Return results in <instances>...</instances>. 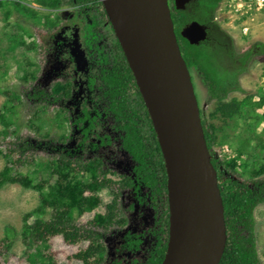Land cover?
Returning a JSON list of instances; mask_svg holds the SVG:
<instances>
[{"label": "trees", "instance_id": "obj_1", "mask_svg": "<svg viewBox=\"0 0 264 264\" xmlns=\"http://www.w3.org/2000/svg\"><path fill=\"white\" fill-rule=\"evenodd\" d=\"M34 1L53 9L65 6L80 7L82 15H86L87 11L92 9L94 19L92 18L91 23L87 25L85 35L89 54L101 67L103 95L110 98V106L114 110L116 109L119 120L125 118L129 123H136L140 131V143L131 149L134 159L139 164L136 168V181L154 189V194L159 193L163 198L168 199L164 189L161 188L167 184L165 159L140 90L138 95L142 100L141 109H138L136 114L124 112L129 106H132L129 104L132 100L131 91L137 89L138 85L113 27L103 28L106 18H109L103 2L101 0ZM222 2L223 0H200V2L191 5L187 11L176 9L173 18L176 17V23L180 29L192 21H199L210 27H219L209 30V38L200 45H191L181 36L179 43L192 76L194 73L200 75L207 83L208 93L205 104L213 103L216 108L211 116L204 111L202 105L201 115L207 143L214 156L213 164L218 172L219 186L225 204L228 244L221 264H261L257 250L254 215L256 208L264 204V178H258L264 175V165L258 171H251L253 180L249 183L241 182L233 174L237 170V158L241 160L245 154L249 160L253 159L252 141L259 138L257 130L264 122V114L256 115V111L264 107V94L259 99L251 95L242 100L233 99L228 103L226 100L230 94L243 91L240 78L249 72L250 65L256 56H264V44L257 43L249 50L237 53L232 36L216 22V13ZM12 4L19 15L22 11V4L18 2H12ZM197 9L201 15L193 14V11L195 12ZM21 23L23 21L20 18L15 26L19 31H22ZM48 23L49 27L54 24L50 22V19H48ZM16 33L9 36L16 37ZM23 79L27 85L29 84L28 88L22 89L24 95L31 96L34 101L38 100L40 104L44 103L45 109L62 99L69 98L73 89L69 82L49 87L41 85L35 72L27 71ZM30 91H33L31 95ZM10 98L13 101L20 100L21 95L13 93ZM207 116L218 120L220 125L211 123ZM1 119L5 126L2 134L4 136L12 135V133L16 135V130L10 133L9 129L12 123L16 124L17 122L7 121L4 115ZM80 120H84V117ZM239 126L241 129L238 133L235 130ZM147 128L153 134V139L150 138L151 140L145 143L144 133ZM66 138L67 136L63 134L60 141L65 143ZM16 139L4 154L9 165L0 173V190L7 185L19 184L26 189L31 188L40 193V205L25 216L23 233L27 245L34 249L27 256L29 264H60V261L57 260L58 256L54 254V241L57 238H63L67 246L79 247L78 253L66 258L68 264H99L102 262L106 251L104 238L113 225L119 224L123 220L117 213L121 200L119 191L124 188V185L132 186L133 181L124 176L120 183L110 180L106 177L99 160L81 162L61 155L57 159H50L48 164L42 166L37 164L39 163L37 159L33 158L32 161H29L26 156L35 155L38 151L48 147L19 135ZM134 139L135 137L128 138L132 142H135ZM234 142L239 145L235 146ZM260 142L264 149V139L262 138ZM225 144L233 145L232 152L237 153L236 158L228 159L229 153H225L224 149L221 154L218 152L216 147ZM129 145H133V143L129 142ZM49 149L53 150L54 147ZM55 149H59V147L57 146ZM222 154L226 156L223 155L224 158H222ZM15 157L18 158L14 159ZM35 165H38V168L40 166L39 171L52 175L55 166L61 167L64 172L51 186L43 176L40 179L42 182L36 184L37 179L34 176L37 172L34 171L28 175L19 172L21 166ZM245 172L248 171L245 170ZM109 186L112 188L114 200L111 203L103 204L99 194ZM116 188L119 189L116 190ZM159 197L154 199L155 202ZM101 205L105 208L104 212L100 211ZM88 214H94L93 219L87 225H79L80 217ZM32 218H35V221L31 224ZM83 243H88V246L83 248ZM1 245L2 243H0V264H3L2 259L5 253ZM11 247L9 245L7 249ZM160 260L162 262L163 257Z\"/></svg>", "mask_w": 264, "mask_h": 264}, {"label": "rangeland", "instance_id": "obj_2", "mask_svg": "<svg viewBox=\"0 0 264 264\" xmlns=\"http://www.w3.org/2000/svg\"><path fill=\"white\" fill-rule=\"evenodd\" d=\"M12 2L22 4V11L19 15L15 11ZM80 10V7L71 6L53 9L34 0H0V173L9 165L4 154L10 144L17 140V135L48 147L38 151L35 155L26 156L29 161H32L33 158L37 159V162H39L37 164L43 166L48 164V161H51L50 159H57L61 155H65L68 159L72 158L73 156L70 155L81 142L79 141L80 136L73 133L72 119L74 113L86 109L90 112H93L95 108L101 110L103 98H101L100 90L94 87L91 93V90L88 89V79L93 76L96 78V84L103 85L100 79V67H89L92 58L89 56V49L86 48L85 29L91 23L92 18L94 19V12L90 8L84 19L79 13ZM259 13L254 12V15L250 17L248 26L251 28V32L250 39H247L242 38L237 33V28L240 26L238 18L227 12L223 14L219 13V10L217 11V23L233 37L237 53H243L257 43L264 44V13ZM193 14L201 15L198 9L195 12L193 11ZM20 18L23 21L21 23L22 31L15 27ZM48 19L54 23L52 27H49ZM252 19L255 22L252 23ZM15 33L16 37L9 36ZM27 71L35 72L39 81L48 77L46 81L50 85H63L68 81L72 82L74 85L73 98L70 100L64 99L60 103L52 104L45 109L44 103L40 104L38 100L34 101L31 96H25L22 92L24 87L28 88L29 86L23 79ZM193 76L199 104L200 106L203 105L204 111L212 116L216 108L213 103L205 104L208 93L207 83L200 75L194 73ZM240 84L243 91L230 94V97L226 100L227 103L233 99L242 100L244 97L247 98L251 95L257 99L261 98L260 96L264 94V56L258 55L255 57L252 65H250L249 72L241 76ZM13 93L21 95V99L11 100L10 95ZM32 93L33 91H30V95ZM263 114L264 107L256 111V115ZM2 115L5 116L7 121L17 122L16 124L12 123L9 129L10 133L16 130V135L14 133L8 136L2 134L5 128L1 119ZM207 119L213 124L220 125V122L216 119L209 118V116H207ZM102 120V123H104L105 120ZM101 125L103 124L98 119L95 130L99 133L102 132ZM240 129L239 126L235 131L239 133ZM98 132L92 134L91 140H95L92 141L94 143L98 141L96 140L99 137ZM63 134L67 136L65 143L60 141ZM257 135H259V138L252 141L253 159L249 160L245 154L241 160L237 158V170L234 171L233 175H236L241 182H251L253 180L251 171H258L264 165V149L261 147L260 142L262 138L264 139V122L258 128ZM66 143H68L66 145L67 150L55 149L59 144ZM233 144L235 146L239 145L236 142ZM232 146L231 144H225L217 146L216 149L220 154L224 149L225 153H229L228 159H233L237 157V153L232 152ZM51 147H54V149H49ZM76 155L80 156L79 160H87L90 157L93 158L95 152L88 148L84 152L80 150V155ZM98 155L102 156L104 168L112 170L115 169V163H118V160L112 157H120L122 162H125L120 171L133 175L135 163L126 153H123V149L118 145L114 146L113 144L110 148H105L102 153L99 152ZM223 155L222 158L226 156ZM16 158L18 157L14 159ZM125 158L128 162L125 161ZM39 169L41 168L40 166L38 168V165L21 166L19 172L28 175L35 171L37 174L35 173L36 175L33 176L37 179L36 184L42 182L40 179L43 176L50 186L56 180L58 181L60 174L64 172L59 166H55V171H52L53 175L39 171ZM245 170L248 172H245ZM115 171L118 172V170ZM262 177L264 178V175L258 178ZM111 191L110 186L100 191L99 195L103 204L111 201ZM124 195L127 204L138 203L134 191L127 189ZM39 205L40 193L34 189H26L16 184L7 185L0 190V243H2L1 246L5 253L2 259L3 264H29L27 256L34 249L27 245L23 233L25 216L37 209ZM140 205V210L136 211L134 216V219H137L139 223L143 221L142 218L146 220L152 216L148 206ZM100 211H105L103 205H101ZM93 216L94 214H88L80 217L79 225H87L93 219ZM254 216L256 219L257 250L261 264H264V204L256 208ZM44 218L47 219L48 217ZM34 221L35 218H32L30 223L32 224ZM110 242L114 251L117 252L123 245L122 236L116 235ZM9 245L12 247L7 249ZM87 246L88 243L82 244L83 248ZM54 251L60 264H68L66 258L78 253L79 247L67 246L63 238H57L54 241Z\"/></svg>", "mask_w": 264, "mask_h": 264}, {"label": "water", "instance_id": "obj_3", "mask_svg": "<svg viewBox=\"0 0 264 264\" xmlns=\"http://www.w3.org/2000/svg\"><path fill=\"white\" fill-rule=\"evenodd\" d=\"M158 134L168 171L171 237L163 264H221L228 232L192 76L168 0H102ZM191 0H175L184 10ZM191 45L204 25H186Z\"/></svg>", "mask_w": 264, "mask_h": 264}, {"label": "flooded vegetation", "instance_id": "obj_4", "mask_svg": "<svg viewBox=\"0 0 264 264\" xmlns=\"http://www.w3.org/2000/svg\"><path fill=\"white\" fill-rule=\"evenodd\" d=\"M168 1H169L172 17H173L174 12L177 9L175 0H168ZM198 2H200V0H191V2H189L186 5V8L181 11H187V9L191 7V5H193L194 3H198ZM98 3H100V1H98ZM80 15L82 18L86 16L82 14ZM173 20L175 24V30H176V34L178 37V41L180 42V36H181V32L183 28L180 29L179 26H177L176 17L173 18ZM193 22H199V21H192L191 23ZM200 24L206 27L207 39L209 38V30L219 28L218 26L210 27L207 24H203V23H200ZM218 25L220 24L218 23ZM106 27H113L114 29V26L112 24V21L110 20V17L108 19L106 18L104 22L103 28H106ZM206 40L201 41L200 44L202 42H205ZM86 45H87V38H86ZM86 48H88V46ZM91 58H92V61L89 63V67L90 68L99 67V65H97V63L93 60V57ZM47 79L48 77L43 78L41 81H39V83L44 86H48V87L51 86L50 83L48 84V82L46 81ZM100 79L102 81L101 70H100ZM69 83L73 86V89H72L71 96L69 98H65L67 100L72 99L74 95L73 94L74 85L72 82H69ZM94 87L98 88L102 94L101 98H103V101H102V106L100 107L101 110L99 111L95 108L93 112H90L86 109V110H82V111H78L74 113L73 119H72L73 133L74 135L76 134L80 136L79 141L81 142L77 148L75 147V150L72 152L70 156H73L72 158L74 160H78L81 162L83 161L90 162V161L99 160V162L103 166L106 177L117 183L121 182L123 176L129 177L133 181L132 186L129 187V186L124 185V188H122L119 191L121 200L119 203V210L117 213L119 214L120 219L122 218L123 220L121 223L119 224L117 223L113 225L110 228V231L108 232L106 237L104 238L105 244H106V251L103 256L102 262H100L99 264H159L161 262L160 259L162 257H163V260L161 264H163L166 258L167 252H168V247H169V242H170V237H171V208H170V199H169V191H168V186H169L168 171H167V184L165 185V187H161L164 189V192L166 193V197L168 199L163 198V196L159 193L154 194L153 192L154 189H152L151 187L147 185H144V183H139L136 181L137 179L136 178L137 177L136 168L139 164L134 159L133 157L134 155L131 153V149H134L137 146V144L140 143L139 141L140 131L137 128V124L134 122L129 123L127 122V120H125V118L120 119V120L118 119L119 114H117L116 109L114 110V108L110 106V98L105 97L103 95L104 86L102 84H99V85L96 84V78H94L93 76L88 79V89L91 90V93ZM139 90L140 88L138 86L137 89H133L131 91L130 97L132 100L130 101L129 104H132V106H129V108L125 109L124 110L125 113L131 112L133 114L134 113L136 114L138 109H141L142 100L140 99L138 95ZM63 100L64 99L58 101L57 103H60ZM82 117H84V120H80V118ZM98 119H100L101 124H103L101 125V128H102L101 133L95 130ZM102 119L105 120L104 123H102L103 121ZM110 122L112 123L110 124ZM94 132H98V136H99L98 139H96L98 141L95 143L92 142L95 140H91L92 134ZM144 135H145V143H147L148 140L153 139V134L151 133L149 128L145 129ZM130 137H135L134 139L135 142L128 140V138ZM129 142L133 143V145H129ZM67 144L68 143L59 144L58 147L60 150L63 149V151H65L68 149V147H66ZM113 144L114 146L118 145L120 148H122L123 153H126L129 156V158L133 160V162L135 163V167L133 168L134 169L133 175L126 174L120 171L122 166L125 164L124 161L122 162V159L120 157H112L115 160H118V163L117 164L115 163L114 170L104 168L103 159L101 158L102 156L98 155V153L99 152L102 153L105 148H110L111 146H113ZM88 148H91L92 150H94L95 155L93 158L90 157L87 160H83V159L79 160L80 156H77V155L75 156V154L80 155V150L84 152ZM211 155H212V160H213L214 156L213 154ZM125 161L128 162L127 158H125ZM115 170H118V172ZM118 189L119 188H116V190ZM127 189L132 190L136 193L137 200H138L137 204H127L126 203L124 192ZM158 196L160 197L158 201L155 202L154 199H157ZM161 198H163L162 201H161ZM113 200H114V195L111 194V201L109 203H111ZM140 204H142L143 206H148L152 214L150 219L144 220L142 218L143 221L141 223L137 222V219H134L135 212L140 210V206H141ZM141 225H143V227L140 228ZM116 235H121L123 239V245H121L120 250L117 252L114 251V249L112 248L113 246L110 242V240Z\"/></svg>", "mask_w": 264, "mask_h": 264}, {"label": "built area", "instance_id": "obj_5", "mask_svg": "<svg viewBox=\"0 0 264 264\" xmlns=\"http://www.w3.org/2000/svg\"><path fill=\"white\" fill-rule=\"evenodd\" d=\"M225 12L238 18L240 23L238 28L241 33L249 36L251 32V28L248 26L250 17L254 15V12L264 13V0H224L219 13L225 14ZM253 19L252 23L255 22Z\"/></svg>", "mask_w": 264, "mask_h": 264}, {"label": "clouds", "instance_id": "obj_6", "mask_svg": "<svg viewBox=\"0 0 264 264\" xmlns=\"http://www.w3.org/2000/svg\"><path fill=\"white\" fill-rule=\"evenodd\" d=\"M223 2H224V0H223ZM222 2V3H223ZM222 3H221V5H222ZM221 7V6H220ZM220 9V8H219ZM216 22H217V20H216ZM222 28V27H221ZM239 28H237V33H239V35L242 37V38H247V39H250V36H246V35H244V34H242L241 33V30H238ZM224 30V29H223ZM176 31V30H175ZM226 32V31H225ZM227 33V32H226ZM229 34V33H228ZM230 35V34H229ZM231 36V35H230ZM233 38V37H232ZM179 42V41H178ZM179 45H180V43H179ZM181 48V47H180ZM182 51V50H181ZM182 55H183V53H182ZM184 58V57H183ZM185 59V58H184ZM186 61V60H185ZM187 63V62H186ZM188 66V65H187ZM189 68V67H188ZM189 71H190V69H189ZM190 73H191V71H190ZM191 76H192V73H191ZM192 81H193V76H192ZM193 84H194V81H193ZM195 90H196V87H195ZM196 95H197V91H196ZM198 98V97H197ZM199 101V100H198ZM200 105V104H199ZM200 109H201V106H200ZM201 118H202V115H201ZM202 123H203V119H202ZM154 125V124H153ZM204 127V126H203ZM156 131V130H155ZM157 133V132H156ZM158 135V134H157ZM160 146H161V144H160ZM210 150V149H209ZM213 161V160H212ZM214 165V164H213ZM215 166V165H214ZM216 168V167H215ZM217 170V169H216ZM261 205H263V204H261ZM256 211V210H255Z\"/></svg>", "mask_w": 264, "mask_h": 264}]
</instances>
